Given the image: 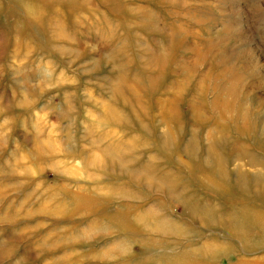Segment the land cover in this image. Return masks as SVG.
<instances>
[{
    "label": "rangeland",
    "instance_id": "374dc122",
    "mask_svg": "<svg viewBox=\"0 0 264 264\" xmlns=\"http://www.w3.org/2000/svg\"><path fill=\"white\" fill-rule=\"evenodd\" d=\"M0 264H264V0H0Z\"/></svg>",
    "mask_w": 264,
    "mask_h": 264
},
{
    "label": "bare ground",
    "instance_id": "6f19581e",
    "mask_svg": "<svg viewBox=\"0 0 264 264\" xmlns=\"http://www.w3.org/2000/svg\"><path fill=\"white\" fill-rule=\"evenodd\" d=\"M54 33H55L56 37H58L59 35L63 34L58 27H57V29L55 30ZM57 34H59V35H57Z\"/></svg>",
    "mask_w": 264,
    "mask_h": 264
}]
</instances>
